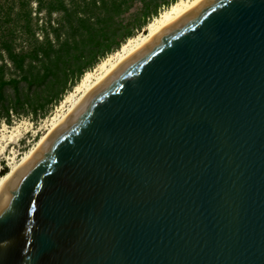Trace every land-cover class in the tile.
Here are the masks:
<instances>
[{
  "label": "water",
  "instance_id": "obj_1",
  "mask_svg": "<svg viewBox=\"0 0 264 264\" xmlns=\"http://www.w3.org/2000/svg\"><path fill=\"white\" fill-rule=\"evenodd\" d=\"M0 264H264V0H199L0 188Z\"/></svg>",
  "mask_w": 264,
  "mask_h": 264
},
{
  "label": "trees",
  "instance_id": "obj_2",
  "mask_svg": "<svg viewBox=\"0 0 264 264\" xmlns=\"http://www.w3.org/2000/svg\"><path fill=\"white\" fill-rule=\"evenodd\" d=\"M176 1L0 0V123L45 117L85 72Z\"/></svg>",
  "mask_w": 264,
  "mask_h": 264
},
{
  "label": "bare ground",
  "instance_id": "obj_3",
  "mask_svg": "<svg viewBox=\"0 0 264 264\" xmlns=\"http://www.w3.org/2000/svg\"><path fill=\"white\" fill-rule=\"evenodd\" d=\"M199 0H177L171 4L169 8L154 17L147 26L146 32L127 39L121 47L110 54L97 64L92 71H87L81 80L74 86L73 90L61 102L62 108L68 104V107L62 114H58L53 118L52 126L48 132L43 135L36 146L27 152L20 162L13 164L9 171L0 177V188L5 185L15 174L22 163L35 151V149L45 140V138L72 112L81 99L106 75H108L121 62L128 58L135 50H137L145 41H147L156 32L164 28L167 24L177 18L184 11L189 9ZM61 108V109H62Z\"/></svg>",
  "mask_w": 264,
  "mask_h": 264
},
{
  "label": "rangeland",
  "instance_id": "obj_4",
  "mask_svg": "<svg viewBox=\"0 0 264 264\" xmlns=\"http://www.w3.org/2000/svg\"><path fill=\"white\" fill-rule=\"evenodd\" d=\"M168 8L162 9L161 12ZM143 33L141 31L136 35ZM73 88L64 94L62 100L53 106L45 117L37 119H32L30 116L13 117L10 124L0 123V177L4 175L2 173L3 168H7V171H9L11 166L20 162L23 156L35 147L39 139L48 132L52 126L53 118L58 114H62L68 107L67 104L62 108L61 102Z\"/></svg>",
  "mask_w": 264,
  "mask_h": 264
}]
</instances>
